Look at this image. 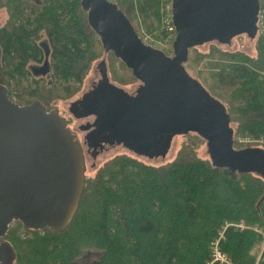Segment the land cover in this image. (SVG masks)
<instances>
[{
  "label": "trees",
  "instance_id": "obj_1",
  "mask_svg": "<svg viewBox=\"0 0 264 264\" xmlns=\"http://www.w3.org/2000/svg\"><path fill=\"white\" fill-rule=\"evenodd\" d=\"M41 1L14 3V19L0 27V83L9 98L18 104L38 99L51 109L80 90L103 53L112 59L113 80L136 81L121 60L104 52L80 0ZM113 2L135 30L136 11L147 31L156 28L160 0ZM42 37L49 69L34 75L29 65L43 59ZM255 37V55L210 42L207 51L190 48L184 63L189 76L225 105L237 151L256 147L237 137L264 144V30ZM184 135L169 161L154 164L119 153L93 174L85 171L77 211L65 228L27 229L13 221L0 241L12 244L14 264H264V172L216 166L197 154L204 138ZM216 240L229 263L213 261ZM88 251L95 256L86 257Z\"/></svg>",
  "mask_w": 264,
  "mask_h": 264
},
{
  "label": "water",
  "instance_id": "obj_2",
  "mask_svg": "<svg viewBox=\"0 0 264 264\" xmlns=\"http://www.w3.org/2000/svg\"><path fill=\"white\" fill-rule=\"evenodd\" d=\"M80 6L104 52L111 51L141 82L130 101L116 88L123 93L94 103L104 126L135 144L167 134L165 147L172 136L194 132L205 139L214 165L264 172V148H233L225 105L184 67L192 47L229 45L241 34L254 38L260 0H171L172 55L144 44L115 2L80 0ZM85 171L81 142L59 109H47L38 99L18 104L0 83V237L15 220L27 229L65 228L77 211ZM15 258L12 244L1 240L0 264H14Z\"/></svg>",
  "mask_w": 264,
  "mask_h": 264
},
{
  "label": "flooded vegetation",
  "instance_id": "obj_3",
  "mask_svg": "<svg viewBox=\"0 0 264 264\" xmlns=\"http://www.w3.org/2000/svg\"><path fill=\"white\" fill-rule=\"evenodd\" d=\"M16 2L23 6L31 4L40 5L42 3L41 0H0V14L3 15V20L0 22V27L10 21L12 17V6ZM15 22L16 24H18L19 19H17V21L15 20ZM39 45L44 49L43 59L41 60V62L35 64L37 66L29 65V69L34 75H45L49 69L47 61L48 46L45 37H42L39 40ZM45 60L47 61L46 63ZM33 68H36L37 73H34ZM96 70L98 71L99 76L93 79L90 83V86L87 87V89L83 91L80 96L70 101L68 105V111L73 117H92L91 121L86 122V124L84 125H80V128H84V134L81 140L78 139L76 134L74 133L75 137L81 142L84 155L86 153H89L92 157H95L99 152L104 151L109 147L115 145H123L126 147L127 145V148L130 147L134 149V151L136 150L135 152L142 156H146L149 158L159 156L162 157L163 154L160 152L161 149L165 147L169 135L162 134L153 139L152 141L143 142L140 144L129 143L127 140L122 139L121 136L115 130L110 127L104 126L100 121V117L94 111L96 107L94 103L97 100H105L109 97L115 98L119 94L123 93L122 91L116 88L124 89V91L127 93V100H132L138 94V89L141 85V82L136 79V81L131 84V88L129 89L115 83L110 79L106 63L103 59L97 62ZM67 125L70 127L69 119H67ZM168 144L169 146L165 147L167 148V150L170 147L171 139H169ZM87 254L94 255L92 252L89 251L86 252L85 256H87Z\"/></svg>",
  "mask_w": 264,
  "mask_h": 264
},
{
  "label": "rangeland",
  "instance_id": "obj_4",
  "mask_svg": "<svg viewBox=\"0 0 264 264\" xmlns=\"http://www.w3.org/2000/svg\"><path fill=\"white\" fill-rule=\"evenodd\" d=\"M115 1V0H112ZM170 0H160V7H159V19H158V24L156 25V28H154L152 30L153 33H155L157 35V37L159 36H164L165 31L161 28V24H162V15H163V11L162 8L165 4L169 3ZM262 9H264V6H261ZM136 13V21H135V27L137 30H143L146 32H149L145 29L144 23L142 18L140 17V15ZM3 20V15L0 14V22ZM151 32V31H150ZM260 32V31H259ZM256 38V37H255ZM255 38L250 37L248 35L245 34H241V35H237L235 36L231 43L229 45H223V44H219L217 42H215L214 44L219 46L222 49H229V50H242L250 55H255L256 51H255ZM214 42V41H212ZM209 44L210 42L207 43H203L199 46H196L199 50L201 51H207L209 48ZM103 59L106 63L107 69H108V75L110 77V79L112 81H114L115 83L126 87V88H131V84L133 82L127 83V84H121L115 80H113L111 78L110 75V71H111V62L112 59L108 56V53H103L101 56H99L91 65V68L89 70V72L87 73V75L85 76V78L83 79L82 82V86L80 88V90L74 94L72 97H70L69 99L66 100H57L55 101L53 104H55L53 108H58L59 112L61 115L65 116L67 119H69V125L71 127V129L73 130V133L76 134L77 138L81 140L83 134H84V128H80V125H84L86 124V122L91 121L92 117H73L69 111H68V105L69 102L74 100L75 98H77L78 96L81 95V93L83 91H85L87 89V87L90 86V83L93 79L97 78V76H99L98 71L96 70V65L97 62L99 60ZM114 66L117 68L120 66V64L115 61ZM13 101L16 100V97L13 95L11 98ZM52 109V108H51ZM186 140L185 135H175L171 138V144L169 149L166 152V155L164 157H154V158H149L146 156H142L138 153H136L135 151L123 146V145H115L112 147H109L108 149L99 152L95 157H92L89 153L85 154V161H86V174L87 175H91L93 174V172L95 171V169L106 159H108L109 157H112L113 155L119 154V153H126L132 156H135L145 162H149V163H154V164H158V163H163L166 161H169L170 159H172L176 152L178 151V149L180 148V146L182 145V143ZM238 142L244 144L245 146H257V147H261L264 148V144H262V139L261 140H255V139H251L248 137H237ZM256 143V144H253ZM197 154L202 157V158H209L210 159V149L208 144L206 143V141H203L201 143V145L196 149ZM221 234V232H220ZM264 234V232H263ZM88 257H94V255H88ZM86 256V257H87Z\"/></svg>",
  "mask_w": 264,
  "mask_h": 264
},
{
  "label": "built area",
  "instance_id": "obj_5",
  "mask_svg": "<svg viewBox=\"0 0 264 264\" xmlns=\"http://www.w3.org/2000/svg\"><path fill=\"white\" fill-rule=\"evenodd\" d=\"M163 17L161 28L165 31L164 36L157 37L153 32H146L143 30H137L142 42L151 47L161 49L165 54L172 55L173 48L172 44L175 38V28L172 23L171 3L165 4L162 8ZM259 31L264 30V9L260 6L258 18L256 22ZM212 258L213 261H219L220 263H229L227 256L221 252L217 246V240L212 246Z\"/></svg>",
  "mask_w": 264,
  "mask_h": 264
}]
</instances>
